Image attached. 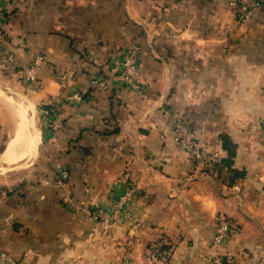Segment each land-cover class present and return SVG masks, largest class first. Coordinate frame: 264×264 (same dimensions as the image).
Wrapping results in <instances>:
<instances>
[{"label":"crops","instance_id":"0c3cea01","mask_svg":"<svg viewBox=\"0 0 264 264\" xmlns=\"http://www.w3.org/2000/svg\"><path fill=\"white\" fill-rule=\"evenodd\" d=\"M133 45L127 81L111 67ZM18 104L37 144L0 163L15 170L0 185L12 264H157L160 238L168 264H264V0L242 21L227 0H0V155ZM179 123L217 160L194 165ZM129 186L126 218L92 216ZM217 216L232 232L215 247Z\"/></svg>","mask_w":264,"mask_h":264},{"label":"built area","instance_id":"2783aa9c","mask_svg":"<svg viewBox=\"0 0 264 264\" xmlns=\"http://www.w3.org/2000/svg\"><path fill=\"white\" fill-rule=\"evenodd\" d=\"M227 2L230 7L236 11L237 18L242 21L249 17L252 8L256 5H260L263 0H255L253 3H246L243 0H227ZM138 49V45H133L132 48L125 53L122 60L119 61V65L111 67V70H113L118 77L127 81L132 80V74L136 68ZM45 58L44 53H36L31 61L21 68L20 79L26 84L37 81V74L44 65ZM119 67H121V69H118ZM65 78L66 75H62V79ZM90 86L106 87V79L99 76L94 77L90 81ZM175 130L178 133V141L185 146L194 165L199 167L201 164L211 163L217 160V154L207 151L199 139L191 136L188 128L182 125V123L177 124ZM61 177L62 179H67L68 173L66 170L61 171ZM236 188H238V186ZM136 191V186H129L124 193L119 196L113 211L97 208L93 210L92 216L108 226L116 221L126 218L127 214L123 210V205L132 198ZM215 229L212 245L218 247L224 243V240L227 239L232 232L230 220L224 216H217ZM148 257L157 264H168L171 258V247H169L168 241L164 238L155 241L151 245ZM221 258L222 255L220 254L207 256L205 264H219ZM12 263H14V257L6 247L0 244V264Z\"/></svg>","mask_w":264,"mask_h":264},{"label":"bare ground","instance_id":"6f19581e","mask_svg":"<svg viewBox=\"0 0 264 264\" xmlns=\"http://www.w3.org/2000/svg\"><path fill=\"white\" fill-rule=\"evenodd\" d=\"M18 105L20 107V121L17 125L16 131L14 130V137L8 142L6 149L0 155V163L10 164L18 157L31 155L33 153V149L35 150L36 148V131L33 129L29 130V119L27 118L25 107L21 104Z\"/></svg>","mask_w":264,"mask_h":264},{"label":"rangeland","instance_id":"374dc122","mask_svg":"<svg viewBox=\"0 0 264 264\" xmlns=\"http://www.w3.org/2000/svg\"><path fill=\"white\" fill-rule=\"evenodd\" d=\"M42 68V67H41ZM17 78V77H16ZM20 91V90H18ZM21 92V91H20ZM29 125H30V120H29ZM28 125L29 127V130H30V126ZM31 132V131H30ZM32 135V133H31ZM34 140V139H33ZM35 148V147H34ZM34 151V149H33ZM12 166L14 165H9V166H6V165H0V185H3V183L7 182L8 180H10L8 177L11 176L12 174H15V170L12 169Z\"/></svg>","mask_w":264,"mask_h":264}]
</instances>
